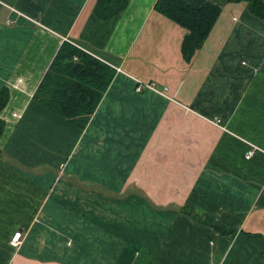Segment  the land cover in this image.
Listing matches in <instances>:
<instances>
[{
  "label": "crops",
  "instance_id": "crops-1",
  "mask_svg": "<svg viewBox=\"0 0 264 264\" xmlns=\"http://www.w3.org/2000/svg\"><path fill=\"white\" fill-rule=\"evenodd\" d=\"M2 1L23 15L0 6V264H76L49 230L90 188L147 216L108 234V264H264V19L223 3L186 60L155 0L106 19L96 0ZM63 41L121 69L84 128L32 98Z\"/></svg>",
  "mask_w": 264,
  "mask_h": 264
},
{
  "label": "trees",
  "instance_id": "trees-1",
  "mask_svg": "<svg viewBox=\"0 0 264 264\" xmlns=\"http://www.w3.org/2000/svg\"><path fill=\"white\" fill-rule=\"evenodd\" d=\"M227 1L240 0H155L154 9L184 27L181 42L186 60L202 44ZM250 13L264 19V0H242ZM127 0H96L93 8L99 19L121 13ZM115 69L78 46L63 41L42 76L32 98L40 104L84 128L110 83ZM8 92L0 91V111ZM4 120L0 117V135Z\"/></svg>",
  "mask_w": 264,
  "mask_h": 264
},
{
  "label": "rangeland",
  "instance_id": "rangeland-1",
  "mask_svg": "<svg viewBox=\"0 0 264 264\" xmlns=\"http://www.w3.org/2000/svg\"><path fill=\"white\" fill-rule=\"evenodd\" d=\"M131 78L134 80L135 86L138 78L133 76ZM147 82L154 83L153 81ZM99 191L102 193L103 190L99 189ZM63 199L66 207L72 208L73 206L75 209L63 214L57 213L55 221L57 223L53 222L54 214H49L48 220L51 224L54 223V229L49 231L50 235L56 238L59 246L64 248L65 253L76 264H108V249H114V246H108V234L113 232L116 237L118 235L120 237L123 232V234L127 233L135 237L138 233L136 221L138 219L146 220L147 217L145 212L128 211L127 205L122 208V212L119 208L117 213L112 214L110 206H108L111 204L108 195L95 192L92 188L81 190L80 196L76 193L72 195L69 193ZM113 208H115V204H113ZM122 225H128V227L121 228ZM111 256L109 254V259Z\"/></svg>",
  "mask_w": 264,
  "mask_h": 264
},
{
  "label": "built area",
  "instance_id": "built-area-1",
  "mask_svg": "<svg viewBox=\"0 0 264 264\" xmlns=\"http://www.w3.org/2000/svg\"><path fill=\"white\" fill-rule=\"evenodd\" d=\"M0 6H3V7H6L9 11V13H15L17 15H23L22 12H20L18 9H16L14 6H11L9 4H6L5 2H3L2 0H0ZM14 20L10 17H7L6 20H5V23L6 24H11L13 23ZM115 71H121V69L119 67H114ZM143 89H150V90H154L156 92H159L160 94H163V95H166V87H163L161 89L157 88L154 83L152 82H147V81H141V80H137V84H135L134 86V90L136 92H141ZM14 116H16V114L14 113ZM214 123H219L220 121L218 119H214L213 120ZM254 152V147L250 148L249 150H247L245 152V156L246 157H249L252 153ZM20 236H21V233L19 231H16L12 238H11V243L14 244V245H17L19 244L20 242Z\"/></svg>",
  "mask_w": 264,
  "mask_h": 264
}]
</instances>
